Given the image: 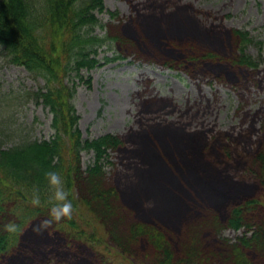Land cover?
Here are the masks:
<instances>
[{"label":"trees","instance_id":"trees-1","mask_svg":"<svg viewBox=\"0 0 264 264\" xmlns=\"http://www.w3.org/2000/svg\"><path fill=\"white\" fill-rule=\"evenodd\" d=\"M103 9V0H0V61L29 72L37 89L28 95L48 107L54 131L50 140L20 139L6 132H19L11 115L0 117V264H264V126L237 134L159 129L126 142L112 133L83 138L70 78L97 66V50L107 46L119 59L137 50L138 57L191 77L235 83L241 69L257 66L258 57L246 52L249 33L205 25L198 19L202 11L178 1L146 0L132 5L128 16L111 13L105 24L94 15ZM141 29L150 34L140 35ZM9 135L17 139L6 147ZM126 144L140 165L114 177L106 169L111 152ZM82 151L93 155L85 169ZM48 169L61 172L73 210L51 230L36 232L28 223L49 212ZM232 171L252 184L233 181ZM194 194L209 197L201 215L190 203L198 201ZM159 203L177 214L152 212ZM241 228L251 235L235 242L220 237Z\"/></svg>","mask_w":264,"mask_h":264},{"label":"rangeland","instance_id":"rangeland-1","mask_svg":"<svg viewBox=\"0 0 264 264\" xmlns=\"http://www.w3.org/2000/svg\"><path fill=\"white\" fill-rule=\"evenodd\" d=\"M177 1L178 5L190 4L195 9L210 12L211 17H216V20H212L198 15V19L205 25L214 22L222 23L227 29L231 27L247 30L251 42L247 45L246 52L254 58L258 57L257 66L241 69L239 81L223 83L200 74V77L191 79L157 64L134 60L133 56L103 63L106 52L100 51L97 55L99 66L89 71L84 70L81 78L70 76L77 84L73 102L79 115L83 137H96L112 132L120 135L126 142L132 135L140 132L152 134L159 129L177 132L185 127L189 132L213 128L214 131L237 134L247 130L250 125L256 130L264 126V0H166V3L177 4ZM145 2L146 0H103L104 12L94 11V15L105 24L110 22V13H116L120 17L127 16L130 14V4L143 6ZM96 33L103 34V31L97 28ZM139 34L148 35L150 31L141 29ZM107 55L111 56L109 53ZM42 84L41 81L39 85ZM36 89L37 86L24 68L0 61V103L9 105L6 108L0 107V117L9 118L11 115L13 125H20L19 136L49 140L53 135L52 115L47 107L28 95ZM12 98L15 101L13 114L9 109L11 102L14 104ZM130 144L135 146L131 142ZM131 145L122 147V152H111L109 160L112 167L106 169L111 170L114 177L132 174L140 165V158L132 157L136 152L131 151L135 149ZM154 151L158 152L157 149ZM91 159V152H82V168ZM152 176L155 179L154 169ZM229 176L235 182L243 177L249 186L252 184L249 176L242 175L241 172L232 171ZM165 178L164 175L159 180ZM153 196L150 197L151 200ZM194 197L198 201H188H191L193 208L201 215L208 208L206 205L209 197L204 195L200 200L196 194ZM152 212L166 216L177 214L174 207L161 203ZM31 223L32 221L28 223L29 230L32 229ZM242 231L243 229H226L222 231L221 237L233 241L242 235Z\"/></svg>","mask_w":264,"mask_h":264},{"label":"clouds","instance_id":"clouds-1","mask_svg":"<svg viewBox=\"0 0 264 264\" xmlns=\"http://www.w3.org/2000/svg\"><path fill=\"white\" fill-rule=\"evenodd\" d=\"M44 175L47 178L50 189V195L48 197L50 207L48 214L40 219L38 223L32 225L33 230L36 232L46 230L63 217H71L73 210V202L69 198L70 194L61 172L56 169H48ZM32 191L34 202L39 204V188L34 186ZM12 227H16V225H12Z\"/></svg>","mask_w":264,"mask_h":264}]
</instances>
